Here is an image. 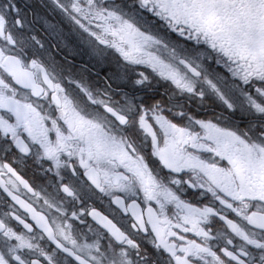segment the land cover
I'll list each match as a JSON object with an SVG mask.
<instances>
[{"label":"snow or ice","instance_id":"1","mask_svg":"<svg viewBox=\"0 0 264 264\" xmlns=\"http://www.w3.org/2000/svg\"><path fill=\"white\" fill-rule=\"evenodd\" d=\"M0 264H264V0H0Z\"/></svg>","mask_w":264,"mask_h":264}]
</instances>
